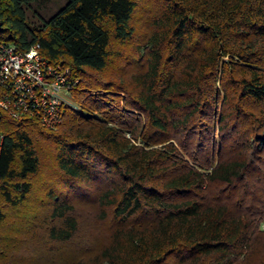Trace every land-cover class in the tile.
Returning a JSON list of instances; mask_svg holds the SVG:
<instances>
[{"label": "trees", "instance_id": "trees-1", "mask_svg": "<svg viewBox=\"0 0 264 264\" xmlns=\"http://www.w3.org/2000/svg\"><path fill=\"white\" fill-rule=\"evenodd\" d=\"M0 42L70 67L83 109L50 132L0 107V224L44 136L86 198L50 192L49 239L74 242L94 208L62 264H264V0H0ZM129 43L133 67L104 80Z\"/></svg>", "mask_w": 264, "mask_h": 264}, {"label": "rangeland", "instance_id": "rangeland-1", "mask_svg": "<svg viewBox=\"0 0 264 264\" xmlns=\"http://www.w3.org/2000/svg\"><path fill=\"white\" fill-rule=\"evenodd\" d=\"M142 5L138 10V20H136V25L140 31V35L137 37L138 40L144 35L142 29L145 27L144 17L147 16L148 9L146 8L150 6L144 1H142ZM135 46L136 44L133 43L123 46L115 45V49L121 50L126 57L117 59L111 65L109 70L103 74L104 80H113L117 76L121 78L124 76L126 69L133 67L128 58H132L135 55ZM122 66L124 68H121ZM92 77L99 78L94 75ZM80 82L81 77L77 75L75 78L77 87L80 85ZM103 92H108V94L122 97L123 99L125 97L123 92H114L112 90H103ZM67 96L69 103L67 107H71L77 112H82L81 105L73 98V92L70 91V95ZM123 99H120L121 103H123ZM63 124L64 119L56 128L42 127L46 131L59 132ZM37 143L41 158V168L38 174L31 177L34 185L31 194L17 208L4 203L1 204L7 217L0 224V264H62L64 257H68L71 252L72 246L79 239H84L88 236L87 230L89 229L87 225L89 217L87 216L94 208L92 206L86 207L87 205L85 204H79L83 208V210H79L84 221L82 235L77 237L72 243H58L49 239L47 220L49 219L53 204L49 198L50 192L53 191L55 194H59L62 198L66 199L74 200L77 198L82 203L86 198L81 194V191L77 190L76 193L68 189L66 185L67 177L58 169L56 164V149L53 140L41 136L38 138ZM90 208L92 209L90 210Z\"/></svg>", "mask_w": 264, "mask_h": 264}, {"label": "built area", "instance_id": "built-area-1", "mask_svg": "<svg viewBox=\"0 0 264 264\" xmlns=\"http://www.w3.org/2000/svg\"><path fill=\"white\" fill-rule=\"evenodd\" d=\"M72 80L71 68L51 63L39 44L20 51L15 44L0 42V107L14 119L30 115L44 127H58Z\"/></svg>", "mask_w": 264, "mask_h": 264}]
</instances>
